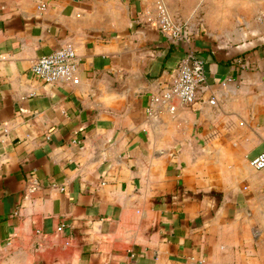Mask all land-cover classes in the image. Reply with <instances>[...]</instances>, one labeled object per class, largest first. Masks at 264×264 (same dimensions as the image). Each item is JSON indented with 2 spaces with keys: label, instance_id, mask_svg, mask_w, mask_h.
Here are the masks:
<instances>
[{
  "label": "crops",
  "instance_id": "1",
  "mask_svg": "<svg viewBox=\"0 0 264 264\" xmlns=\"http://www.w3.org/2000/svg\"><path fill=\"white\" fill-rule=\"evenodd\" d=\"M181 2L0 0V264H264V0ZM67 44L79 82L39 79ZM190 48L198 99L156 102Z\"/></svg>",
  "mask_w": 264,
  "mask_h": 264
},
{
  "label": "built area",
  "instance_id": "2",
  "mask_svg": "<svg viewBox=\"0 0 264 264\" xmlns=\"http://www.w3.org/2000/svg\"><path fill=\"white\" fill-rule=\"evenodd\" d=\"M45 3L41 5L42 8ZM160 16L158 26L160 30L169 38L174 40H187L189 42L190 27L186 21L173 19L167 8L159 4ZM78 68V54L76 48L67 44L37 58L32 64V70L37 77L47 83H73L79 82L76 74ZM206 82L204 60L196 53L195 49L190 48L185 58L181 59L170 81L155 96L156 102H164L169 106L174 103L191 104L199 96L201 86ZM215 102V97L210 99ZM251 164L256 168H264V152L251 159ZM29 189L35 190L40 186L34 172L30 175ZM64 190V186H60ZM61 226L58 227V230Z\"/></svg>",
  "mask_w": 264,
  "mask_h": 264
},
{
  "label": "rangeland",
  "instance_id": "3",
  "mask_svg": "<svg viewBox=\"0 0 264 264\" xmlns=\"http://www.w3.org/2000/svg\"><path fill=\"white\" fill-rule=\"evenodd\" d=\"M188 0H182V4L180 6V8H187V11L185 12V14H187V16L189 17H192L193 15L195 17H197L198 19H201V18H204L203 16L205 15L206 13V7H205V4L203 3V0H202V4L200 5H196L195 7H192L191 5H188L186 2ZM178 13L179 15H184L180 10H178ZM185 16V15H184Z\"/></svg>",
  "mask_w": 264,
  "mask_h": 264
}]
</instances>
